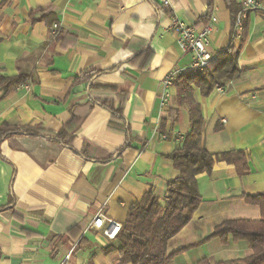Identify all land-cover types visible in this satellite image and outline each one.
<instances>
[{"label":"crops","instance_id":"obj_1","mask_svg":"<svg viewBox=\"0 0 264 264\" xmlns=\"http://www.w3.org/2000/svg\"><path fill=\"white\" fill-rule=\"evenodd\" d=\"M240 8V0H0V75L26 78L0 89V125L44 131L0 142V264H130L104 253L114 240L91 221L103 211L122 224L148 192L163 204L180 174L168 157L180 145L171 137L192 127L174 84L159 104L166 74L194 72L170 20L200 26L211 15L208 50L216 57L231 45L238 72L206 95L192 85L201 146L243 151L248 172L215 159L197 176L200 203L166 253L191 247L166 264L251 254L247 240L206 239L224 220H258L260 207L243 195L264 191V11L248 12L241 34L233 26ZM60 131L65 143L50 136Z\"/></svg>","mask_w":264,"mask_h":264},{"label":"trees","instance_id":"obj_2","mask_svg":"<svg viewBox=\"0 0 264 264\" xmlns=\"http://www.w3.org/2000/svg\"><path fill=\"white\" fill-rule=\"evenodd\" d=\"M236 12L233 16L234 22ZM244 30L242 25L241 34ZM237 72V50L230 45L214 57L207 68L194 71L191 75L176 76L173 84L178 89L177 100L180 104L185 102L189 105L192 126L191 132L185 135L180 145L176 146L168 156L180 174L167 183L163 204L158 202L152 192H148L139 202L129 206L126 218L121 224V230L113 239L114 243L103 249L104 253L117 252L119 263L166 264L172 256L191 247L166 253L168 239L188 222L200 203L197 176L201 173H209L215 159L233 164L240 174L248 172L246 154L243 151L230 150L212 154L201 146L202 117L198 104L192 100L191 96L192 85L198 86L206 95L224 80L233 79ZM25 82L26 78L23 76L0 75V89H3L5 93ZM92 91L93 88L89 86V93L94 97ZM92 99L97 104L111 109L109 100ZM112 111L119 114L117 111ZM163 126L164 122L161 121L160 128L163 129ZM17 133L38 134L44 131L39 126L2 124L0 125V142ZM50 136L64 142L65 131L50 134ZM66 144L69 145V141ZM243 199L247 203L260 207V218L258 220H224L213 228L206 239L218 238L222 243H226L229 237L233 240L244 239L250 244L251 254L244 258L215 263L204 258L195 264H264V191L254 195H243Z\"/></svg>","mask_w":264,"mask_h":264},{"label":"built area","instance_id":"obj_3","mask_svg":"<svg viewBox=\"0 0 264 264\" xmlns=\"http://www.w3.org/2000/svg\"><path fill=\"white\" fill-rule=\"evenodd\" d=\"M241 8L236 14L234 22V30L240 32L242 27V20L250 11H264V4L259 0H240ZM215 17L211 15L210 20L200 26H194L188 24L187 22L177 18L172 17L170 20L169 28L176 33L178 37L179 44L184 52L191 55L190 68L193 71H198L207 68L209 63L212 61L214 56L208 50L209 44V34L212 29V22ZM57 25L53 24V28ZM178 71H172L166 74L162 79L163 90L159 95V104L161 107L167 104V91L166 88L173 84L174 79L179 74ZM217 90H221V87H216ZM162 139H167L168 135L165 132L160 134ZM185 135L181 133L174 134L171 139L180 143L183 141ZM91 225L95 228L101 229L102 233L110 240L116 238L117 234L121 230V224L114 219L106 216L103 211H98L95 216H93ZM69 252L66 254V259L70 256Z\"/></svg>","mask_w":264,"mask_h":264}]
</instances>
